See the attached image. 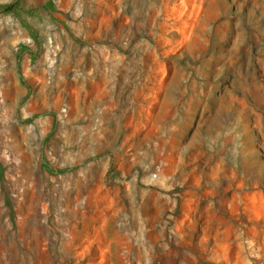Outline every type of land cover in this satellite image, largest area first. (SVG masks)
Here are the masks:
<instances>
[{"label":"rangeland","instance_id":"1","mask_svg":"<svg viewBox=\"0 0 264 264\" xmlns=\"http://www.w3.org/2000/svg\"><path fill=\"white\" fill-rule=\"evenodd\" d=\"M55 44L108 125L19 77ZM0 264H264V0H0Z\"/></svg>","mask_w":264,"mask_h":264},{"label":"crops","instance_id":"2","mask_svg":"<svg viewBox=\"0 0 264 264\" xmlns=\"http://www.w3.org/2000/svg\"><path fill=\"white\" fill-rule=\"evenodd\" d=\"M50 50V54L57 55L61 47L55 44ZM16 69V71L22 69L23 74L19 75L20 78L25 76L33 81H42L43 89L37 97L41 100L44 112L50 113L51 107L59 108L60 125L71 128L78 134L108 125L112 114L110 108L97 105V102L99 104L108 102L105 99L110 97L112 92L110 76L105 73L98 74L95 65L83 60L72 62L60 53L58 58L44 56L33 65L26 59L22 68ZM91 96H96V99L93 101ZM64 109H67L66 114L63 113ZM81 137L79 135V141Z\"/></svg>","mask_w":264,"mask_h":264},{"label":"built area","instance_id":"3","mask_svg":"<svg viewBox=\"0 0 264 264\" xmlns=\"http://www.w3.org/2000/svg\"><path fill=\"white\" fill-rule=\"evenodd\" d=\"M63 113H65V114H66V113H67V109H64V110H63Z\"/></svg>","mask_w":264,"mask_h":264}]
</instances>
